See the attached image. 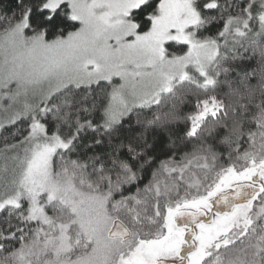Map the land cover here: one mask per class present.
I'll return each instance as SVG.
<instances>
[{
  "label": "snow or ice",
  "instance_id": "1",
  "mask_svg": "<svg viewBox=\"0 0 264 264\" xmlns=\"http://www.w3.org/2000/svg\"><path fill=\"white\" fill-rule=\"evenodd\" d=\"M0 264H264V0H0Z\"/></svg>",
  "mask_w": 264,
  "mask_h": 264
}]
</instances>
